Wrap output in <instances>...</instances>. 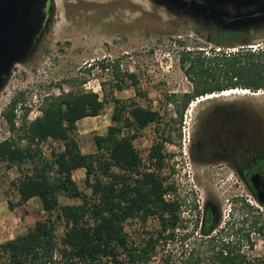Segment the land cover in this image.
<instances>
[{
    "label": "rangeland",
    "instance_id": "rangeland-1",
    "mask_svg": "<svg viewBox=\"0 0 264 264\" xmlns=\"http://www.w3.org/2000/svg\"><path fill=\"white\" fill-rule=\"evenodd\" d=\"M215 32L195 28L191 18L172 15L150 0H54L53 21L49 31L33 56L13 68L0 91V143L9 138L20 142V138L24 137L23 123L28 124L43 115L42 109L48 96L86 91L97 93L101 100L107 99L108 102L100 116L79 121L77 131L73 134L84 154H95L97 149L94 136L106 135L108 128L113 125L111 118L114 104L110 101L113 93L124 104L134 102L161 113L162 119L159 122L150 124L139 132L135 128L123 130V134L136 135L134 146L139 154H144L139 168L141 172H154L163 176L167 187L183 186L185 191L189 190L187 186L193 187L196 195L186 194V202H192L196 196L202 203L208 194H215L223 206V216L218 224L220 229L225 230L229 223L242 216H262L264 221V208L257 207L244 189L236 193L235 189L228 187L231 174L223 179L218 175L220 172L200 173L201 180L198 182L196 176H193L194 173L197 174L194 165H187L188 160L180 164L181 159L178 157L181 155L180 140L188 141L192 117L208 102H241L244 106L257 108L259 115L264 117V90H248L244 94L237 89L227 95L216 93L211 97H199L187 106L182 118L180 117L178 109H181L182 96L193 91L192 83L179 64V54L184 49L230 53L248 46L264 48L262 30L252 33L246 47H243L246 41L240 37L228 38L225 41L228 45L225 47L215 45L210 41V38H215ZM118 72L136 74L138 85L133 86L129 80L121 82L116 79ZM116 84L123 85L121 91L114 88ZM15 98H18L19 103L15 110V130L12 131L5 113L9 111L11 101ZM124 117H128V112ZM21 144L26 145L27 141L23 140ZM157 144L163 147L161 152L166 153L167 157L173 155L178 159L168 157L169 162L164 163V167L156 166L148 155ZM35 147L34 145L33 148ZM63 148L62 142L51 139L39 146L41 156L45 159H49L52 152H59ZM32 168V163L10 165L0 162V245L23 235L37 221L48 218L56 224V239L59 243L64 236L65 221L59 219L54 211L46 213L39 199L18 205L17 183L30 174ZM81 172L75 173L73 178L79 188L91 197L92 191L84 183L85 170ZM235 194L240 195L235 197ZM166 195L171 196L168 200L174 199L172 190ZM60 197L62 206L82 203L81 199L65 195ZM9 202L15 205L14 209H10ZM28 209H31L30 216H27ZM183 217L196 220L192 216ZM192 228L190 224L189 232ZM160 229L157 217H151L145 224L137 218L125 223V231L136 242H140L145 232ZM186 231H177V239L164 248L180 252L182 248L190 246V242L184 245L178 239L180 233ZM263 234L251 235L256 256H264ZM199 235L197 230L194 237ZM0 264H8L3 254L0 255Z\"/></svg>",
    "mask_w": 264,
    "mask_h": 264
},
{
    "label": "trees",
    "instance_id": "trees-1",
    "mask_svg": "<svg viewBox=\"0 0 264 264\" xmlns=\"http://www.w3.org/2000/svg\"><path fill=\"white\" fill-rule=\"evenodd\" d=\"M232 37L240 36L216 31L210 41L225 47V41ZM179 64L193 86L191 93L182 96L178 109L181 118L187 106L199 97L232 89L264 90V48H240L230 53L184 49L179 54ZM102 67L107 69L104 64ZM115 78L138 85L134 73L118 72ZM114 88L121 91L123 85L116 84ZM110 101L114 104L113 125L106 135L94 136L95 154H84L73 134L79 121L100 116L108 102L101 100L99 94L86 91L48 96L43 115L23 123L24 137L20 142L9 138L0 143V162L33 165L32 172L17 183L18 205L38 198L46 213L54 211L65 221L60 243L56 239V224L48 218L1 244L0 255L7 258L8 264H264V256L254 254L251 237L252 233H264L262 216H242L225 230L212 224L195 238L200 229L196 221L190 232H183L178 238L181 244L190 242V246L180 252L164 248L177 239L178 226L183 231L189 229L190 220L174 216L177 203L165 199L173 186H165L164 179L154 172L139 170L142 159L134 146L136 135L123 134L124 129L135 128L139 132L159 122L161 113L134 102L124 104L113 93ZM18 103V98L13 99L5 113L12 131ZM126 112L128 117H124ZM50 139L62 142L64 148L45 159L39 146ZM23 140L26 145L21 144ZM162 148L157 144L148 155L158 167L163 166ZM79 169L85 170L84 183L91 189V197L73 178ZM61 195L81 199L82 203L62 206ZM8 205L10 209L15 207L11 202ZM151 217L158 218L161 229L145 232L140 242L131 240L125 223L137 218L145 224Z\"/></svg>",
    "mask_w": 264,
    "mask_h": 264
},
{
    "label": "flooded vegetation",
    "instance_id": "flooded-vegetation-1",
    "mask_svg": "<svg viewBox=\"0 0 264 264\" xmlns=\"http://www.w3.org/2000/svg\"><path fill=\"white\" fill-rule=\"evenodd\" d=\"M191 22L195 28L208 32L215 30L239 34L244 41L251 40L252 33L264 31V27H261L232 32L202 20L191 19ZM206 104L191 119L188 141L180 140L181 155L178 156L181 159L180 164L186 163V160L189 161L187 165L193 164L197 171V174L194 173L193 176H196L198 182L201 180L200 173L216 172L218 174L220 172L218 175L223 179L227 174H231L232 178L228 187L235 189L236 193L244 189L257 207L264 208V117L259 115L257 108L244 106L241 102L223 101ZM161 157L163 164L169 162L168 157L178 159L173 155L167 157L164 152H161ZM161 178L164 179L163 176ZM176 187L178 186H173L174 199L171 200L178 205L174 216H180L182 220H190L192 227L196 221L199 222L198 231L200 232L206 226L219 224L223 216V206L215 194H208L202 203L196 196L193 197L195 199H192V202L188 199L186 202L184 200L186 194L196 195L193 187L187 186L189 190L186 191L183 186ZM247 201L252 203L250 200ZM183 216H192L196 220ZM177 231H182V229L178 226L175 233H178ZM186 232H189V229Z\"/></svg>",
    "mask_w": 264,
    "mask_h": 264
},
{
    "label": "water",
    "instance_id": "water-1",
    "mask_svg": "<svg viewBox=\"0 0 264 264\" xmlns=\"http://www.w3.org/2000/svg\"><path fill=\"white\" fill-rule=\"evenodd\" d=\"M175 16L232 32L264 27V0H150ZM54 0H0V91L36 52L53 21ZM227 21H230L227 23ZM249 45V41L243 47Z\"/></svg>",
    "mask_w": 264,
    "mask_h": 264
},
{
    "label": "bare ground",
    "instance_id": "bare-ground-1",
    "mask_svg": "<svg viewBox=\"0 0 264 264\" xmlns=\"http://www.w3.org/2000/svg\"><path fill=\"white\" fill-rule=\"evenodd\" d=\"M241 91V93H244V94H247L248 93V90H245V89H239ZM236 89H232V90H227V91H224L222 92L221 94L222 95H227L228 93H233L235 92ZM213 95V94H212ZM212 95H209L208 97H211ZM214 97V96H213Z\"/></svg>",
    "mask_w": 264,
    "mask_h": 264
},
{
    "label": "crops",
    "instance_id": "crops-1",
    "mask_svg": "<svg viewBox=\"0 0 264 264\" xmlns=\"http://www.w3.org/2000/svg\"><path fill=\"white\" fill-rule=\"evenodd\" d=\"M81 171H83V169H79V170H76L74 173H73V175H75V173H82ZM33 200H38V198H33V199H31L30 201H33ZM30 201H28L26 204H29L30 203ZM40 201V200H39ZM60 201H61V197H60ZM42 207V206H41ZM28 211H29V214L27 215V216H30V215H32V213H31V209L29 210L28 209Z\"/></svg>",
    "mask_w": 264,
    "mask_h": 264
},
{
    "label": "built area",
    "instance_id": "built-area-1",
    "mask_svg": "<svg viewBox=\"0 0 264 264\" xmlns=\"http://www.w3.org/2000/svg\"><path fill=\"white\" fill-rule=\"evenodd\" d=\"M248 48H250L251 50H257L258 49L256 46H248ZM142 156L144 157V154H140V157H142ZM169 197H171V196L170 195H166L165 199L167 201H170V200H168Z\"/></svg>",
    "mask_w": 264,
    "mask_h": 264
}]
</instances>
